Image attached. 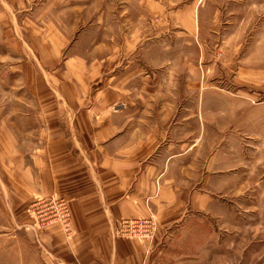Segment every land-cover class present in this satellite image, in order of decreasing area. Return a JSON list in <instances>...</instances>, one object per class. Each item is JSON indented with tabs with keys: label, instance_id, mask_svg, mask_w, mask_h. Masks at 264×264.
<instances>
[{
	"label": "crops",
	"instance_id": "1",
	"mask_svg": "<svg viewBox=\"0 0 264 264\" xmlns=\"http://www.w3.org/2000/svg\"><path fill=\"white\" fill-rule=\"evenodd\" d=\"M203 12L190 27L205 29ZM132 45L86 53L82 95L40 100L34 128L0 135V213L27 224L29 204L66 205L68 220L34 229L51 264H264V208L244 195L264 188V164L235 158L242 146L227 86L204 85L199 70L185 68V52ZM60 54L56 47L50 62L38 60V70H54ZM135 221L152 222L145 241L121 233Z\"/></svg>",
	"mask_w": 264,
	"mask_h": 264
},
{
	"label": "rangeland",
	"instance_id": "2",
	"mask_svg": "<svg viewBox=\"0 0 264 264\" xmlns=\"http://www.w3.org/2000/svg\"><path fill=\"white\" fill-rule=\"evenodd\" d=\"M164 1L0 0V135L8 129L25 134L34 128L35 118L43 113L40 100L66 101L82 95L78 89L86 88V70L81 67L86 60L79 59H86V53L131 52V44L138 42L143 48L185 52L190 56L185 68L199 70L204 85L219 78L218 83L227 86L225 95L235 100L233 136L242 146L233 149L235 158L243 156L253 165L259 157L264 164V0ZM154 2L159 6H152ZM162 6L167 13H151ZM200 10L205 29L195 22L190 27L193 13L198 16ZM56 47L61 51L51 62L56 68L49 71L42 65L43 71L38 70V60L50 62ZM20 66L26 67V74ZM244 195L252 198V208H264V188L245 190ZM61 204L53 199L29 204L27 219L33 223L27 224L13 220L8 212L0 213V264H51L50 252L39 247L33 234L66 215ZM28 211L39 218L33 220ZM253 222L257 218L252 217ZM19 231L25 235L19 238ZM2 232L13 235L5 236L4 242Z\"/></svg>",
	"mask_w": 264,
	"mask_h": 264
},
{
	"label": "built area",
	"instance_id": "3",
	"mask_svg": "<svg viewBox=\"0 0 264 264\" xmlns=\"http://www.w3.org/2000/svg\"><path fill=\"white\" fill-rule=\"evenodd\" d=\"M56 201H52V206H54L55 208H57L56 206ZM61 207V211L62 210H66V215L63 217L68 218L69 217V212L67 211V207L64 204L59 205ZM66 224L67 221H66ZM69 224H68V229H69ZM126 229V230H125ZM121 233H125L126 235H128L129 237L132 238H136V237H144L145 239L147 237H150L152 232H153V224L151 221H135V222H123L121 224Z\"/></svg>",
	"mask_w": 264,
	"mask_h": 264
}]
</instances>
